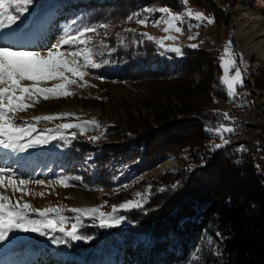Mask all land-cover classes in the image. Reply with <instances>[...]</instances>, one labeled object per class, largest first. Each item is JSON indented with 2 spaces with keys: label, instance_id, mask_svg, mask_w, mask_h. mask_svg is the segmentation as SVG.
<instances>
[{
  "label": "trees",
  "instance_id": "trees-1",
  "mask_svg": "<svg viewBox=\"0 0 264 264\" xmlns=\"http://www.w3.org/2000/svg\"><path fill=\"white\" fill-rule=\"evenodd\" d=\"M59 1L70 8L82 7L87 25L104 35L112 51L106 65L120 68L115 75L100 73L101 81L147 83L146 88L152 90L141 99L152 119L127 120L123 126L109 124L95 141L70 142L63 156L81 170L78 176L89 185L112 190L164 158L180 153L185 164L179 174L165 173L150 183L141 180L150 188L148 198L143 208L123 212L128 223L124 237L128 241L137 236L145 239L126 246L118 264H264V184L259 167L249 151H235L228 144L212 151L216 138L205 130L207 124L222 120L206 103L228 101L219 79V50L183 48V54L174 57L180 62L173 71L153 70L149 60L160 49L134 27L138 19H156L160 13L155 9L160 7L182 10V0H87L77 5L72 0ZM187 6L217 19L218 11L210 0H189ZM209 64L216 68L217 79L190 78ZM170 100L178 103L171 104L172 109L164 105ZM180 115L193 117L186 138L170 134L186 124L176 123ZM162 134L167 136L158 141ZM92 228L86 226L80 233L92 236ZM72 250L78 253L75 247Z\"/></svg>",
  "mask_w": 264,
  "mask_h": 264
},
{
  "label": "rangeland",
  "instance_id": "rangeland-1",
  "mask_svg": "<svg viewBox=\"0 0 264 264\" xmlns=\"http://www.w3.org/2000/svg\"><path fill=\"white\" fill-rule=\"evenodd\" d=\"M85 1L87 0H72L71 3L77 5L79 2ZM210 1L218 11L217 19L214 20L213 24L185 17L183 23L177 24L182 29L181 33L174 31L165 33L163 31L166 27L164 23L154 26V21L160 20L163 15L160 13L156 19L151 17L147 19L144 25L136 22L134 27L142 34L147 33L157 39L166 35L174 36L175 40L163 41L166 47L219 50L220 57L224 52L226 43L231 41V51L235 54L237 66L240 67L243 74V84L237 86L238 95L234 98L228 96L227 102L206 103L222 118L220 122L207 124V128H215L221 124L235 128L233 133H224V138L229 140L228 145L231 149L236 148L234 150L238 151L243 146V151H249L253 154L252 159L254 164L259 167L257 172H260V178H262L260 181L264 184V58L260 57L254 49H251L252 45L264 48V38H262L264 36V0ZM185 7L209 16L200 8L187 5ZM184 8L173 12L181 13ZM11 11L15 14L14 9ZM25 20L28 22L27 27L23 23ZM87 22L88 16L83 14L82 7L70 8L68 4H63L59 0H45L44 2L34 0V3L29 6V12L13 26V29L22 30L19 40L13 45L14 50L46 54V51L51 49L66 32L70 33L75 29L88 26ZM4 31L9 30L5 29ZM87 35L91 37L89 47L95 53L94 58L102 66L87 70L89 74L84 77V81L87 82L86 86L83 88L76 85L70 86L69 90L74 94L66 97L47 100L43 97H37L39 102L35 103L33 107L15 114L18 123L26 120L35 124L37 131L34 135L44 133L45 135H56L57 138L50 140L47 144L26 149L23 152L0 147V168L10 170L5 175H11L17 181H29L26 190L30 193L24 195L21 192H14L11 187H0V194L8 196L13 203L19 200L21 203L30 204L35 209L64 208L63 215L68 218L65 223L66 229H71L72 224L76 223L75 217L77 215L67 211V209L97 207L100 211L108 213L111 212L114 205L119 206L123 202L139 199L136 196L137 193L143 194L142 203L144 206L150 188L141 180L150 183L161 178L165 173L179 174L185 165L180 153L178 156L173 155L170 158H164L146 172L138 176L127 177L122 187L112 190H103L89 185L87 181L78 176L81 170L75 167L74 161H68L63 156L72 140H92L91 137L100 136L109 124L116 123L123 126L127 120L152 119L151 111L146 109L145 104L141 101L143 94H150L152 91L146 88L147 83L119 85L101 81L98 78L100 73L115 75L120 66L107 67L108 65L103 63V61L108 60V55L112 52L103 40L104 35L101 36L98 30ZM189 37L194 38L189 39ZM255 40L260 41L254 43ZM153 42L159 47L160 54L149 60L151 69L165 68L170 72L173 71L180 62L174 57L179 58V55L166 51L155 41ZM192 44H196L197 47H190L189 45ZM67 47L64 46L62 50L67 49ZM241 58L243 63H240ZM143 64L145 63L143 62ZM234 73L235 69H230L229 75H234ZM216 74V68L209 64L208 67L202 68L199 73H194L190 78L194 81L203 79L210 82L217 79ZM223 75V69L220 67L219 77ZM57 82L47 81L40 86L51 87ZM24 83L31 82L25 81ZM223 87L227 92V86L223 85ZM75 91H78L77 95L80 96L75 95ZM171 104L176 105L178 103L172 100L164 101V105H168L170 109H172ZM63 113L73 115L61 116L59 119L51 121L36 122L32 120L36 116ZM224 113L229 114V120L223 119ZM191 118L193 117L178 116L176 123L186 124L174 128L170 132L171 136L179 134L178 137H185L189 132L188 126L193 125ZM92 120L96 121V125H88L83 132L80 128L57 130V125L81 124ZM174 122L171 121V123ZM117 132H119V128ZM213 135L216 138L213 144L221 143L219 136ZM166 136L167 134H162L157 140L163 141ZM163 162H171L173 166L159 171L158 167ZM76 177L80 179H76ZM61 179H65L68 186L61 185L59 183ZM38 180L44 181V183L37 184L36 181ZM135 184L139 185L135 186ZM158 203L157 201L156 204ZM131 210H120L116 215H122L126 218L123 212ZM52 215L54 214H50V216ZM30 218L40 219L35 213H30ZM81 220L82 223L78 226V234H81L80 231L86 226L93 227L91 231L93 239L90 241L80 240L54 244L52 238H63L61 233L49 232L46 236H41L38 233H17L14 240L0 244V264H55L54 262L118 264L126 246H134L138 241L145 239V236H137L134 240L128 241L124 237L128 226L126 219L121 221L119 225L107 229L93 226L94 220L92 218L82 217ZM95 223L98 225V222ZM87 244L89 246L95 245L86 250L82 249ZM73 247L78 253L72 250Z\"/></svg>",
  "mask_w": 264,
  "mask_h": 264
},
{
  "label": "snow or ice",
  "instance_id": "snow-or-ice-1",
  "mask_svg": "<svg viewBox=\"0 0 264 264\" xmlns=\"http://www.w3.org/2000/svg\"><path fill=\"white\" fill-rule=\"evenodd\" d=\"M34 0H0V147L3 149H11L13 151L23 152L26 149L34 148L39 145L47 144L50 140L57 138L56 135H45L44 133L36 134V126L29 121L17 122L15 114L26 111L29 107H33L39 100L59 98L73 95L69 87L76 85L83 88L86 86L84 77L88 75V69H97L102 65L95 60V53L89 47L91 37L88 33L95 32L96 29L91 26H84L68 33L66 32L61 39L46 51V54L35 51H19L14 50L13 45L19 40L22 30L13 29V26L21 21L26 13L29 12V6ZM189 0H182L183 5H187ZM14 9L15 14L11 11ZM145 11H153L146 9ZM163 14L160 20L154 21V26L164 23L166 27L163 29L165 33L174 31L181 33L182 29L177 26L183 23L185 17L196 21H206L213 24L214 18L206 16L203 12H194L191 8L185 7L181 13H174L168 7H160L155 9ZM129 20L132 17H128ZM147 17L137 20V23L144 25ZM24 26H28V22L23 21ZM199 26V25H197ZM107 27V25H101ZM9 31L5 32L4 30ZM149 41H155L161 48L171 51L177 55H182L180 47L165 46L164 40H175L174 36L166 35L159 39L154 38L147 33L143 34ZM194 37H189L193 39ZM64 46H68L64 49ZM196 48V44L189 45ZM107 64L108 61H103ZM240 63H243L241 58ZM220 67L223 69L224 75L221 76L220 82L227 86V95L234 98L238 95L237 86L243 84V74L240 67L237 66L235 54L231 51V41L226 43L224 52L220 57ZM234 68V75H229L230 69ZM25 81L31 83L25 84ZM47 81H58L51 87H42V83ZM31 102V103H29ZM70 113L53 114L45 116H36L32 120L39 122L51 121L59 119L61 116L68 117ZM223 119L229 120V114L224 113ZM88 125H96V121H85L81 124H61L57 125V130L68 128H80L81 132ZM207 132L218 135L221 143L213 145L212 151L223 148L229 144V140L224 138V133H233L235 128L228 127L223 124L215 128L208 127ZM62 138V137H61ZM97 140L98 137H91ZM243 150V146L238 151ZM10 170L0 168V187H11L14 192H21L24 195L30 194L26 190L27 180H19L11 175H5ZM76 179H80L76 177ZM7 181V183H5ZM37 184H43L44 181H36ZM59 183L68 186L65 179H61ZM177 185H172L175 189ZM163 191V189H161ZM43 195V193H40ZM139 199L129 200L121 203L119 206H112L111 212L104 213L99 208H70L67 211L76 213V223H73L71 229L65 228L66 220L63 215L65 211L62 207H49L45 209H35L28 203H21L17 200L15 203L3 194H0V244L5 241L14 240L17 233H38L41 236L48 235L49 232L61 233L63 238H52L54 244H65L69 241H90L91 236L78 234V226L81 225L82 217H89L94 220L93 226L101 229L115 227L125 219L122 215H116L120 210H131L143 208V194H136ZM30 213L37 214L40 219L30 218ZM50 214H54L50 216ZM98 222V225L95 223ZM221 236L220 233L216 234ZM209 244L212 240L209 239ZM196 259H199L198 257Z\"/></svg>",
  "mask_w": 264,
  "mask_h": 264
},
{
  "label": "bare ground",
  "instance_id": "bare-ground-1",
  "mask_svg": "<svg viewBox=\"0 0 264 264\" xmlns=\"http://www.w3.org/2000/svg\"><path fill=\"white\" fill-rule=\"evenodd\" d=\"M262 38H264V36H262ZM260 41V40H259ZM257 40L253 41L254 43L255 42H259ZM251 49H254L255 52L262 58H264V48H259L257 47V45L251 47ZM171 166H173V163L171 162H163L161 163V165L158 167L159 171H162V170H165L167 168H170Z\"/></svg>",
  "mask_w": 264,
  "mask_h": 264
}]
</instances>
